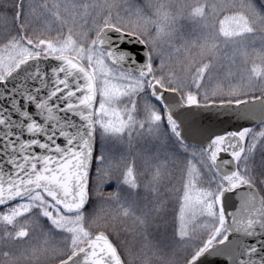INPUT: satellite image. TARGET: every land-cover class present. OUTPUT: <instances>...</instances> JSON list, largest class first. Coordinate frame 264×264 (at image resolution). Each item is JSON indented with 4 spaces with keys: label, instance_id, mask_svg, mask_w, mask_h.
Listing matches in <instances>:
<instances>
[{
    "label": "snow or ice",
    "instance_id": "1",
    "mask_svg": "<svg viewBox=\"0 0 264 264\" xmlns=\"http://www.w3.org/2000/svg\"><path fill=\"white\" fill-rule=\"evenodd\" d=\"M207 256L264 264V0H0V264Z\"/></svg>",
    "mask_w": 264,
    "mask_h": 264
},
{
    "label": "water",
    "instance_id": "2",
    "mask_svg": "<svg viewBox=\"0 0 264 264\" xmlns=\"http://www.w3.org/2000/svg\"><path fill=\"white\" fill-rule=\"evenodd\" d=\"M123 47L129 48L133 51L140 50V45H138L135 40H124ZM181 115L186 120L201 123L209 134H219L223 131L239 130V128L253 123V121L244 120L240 116L234 114V109L206 107L204 106V103H200V106H191ZM202 264H220V262L211 256H207L202 259Z\"/></svg>",
    "mask_w": 264,
    "mask_h": 264
},
{
    "label": "rangeland",
    "instance_id": "3",
    "mask_svg": "<svg viewBox=\"0 0 264 264\" xmlns=\"http://www.w3.org/2000/svg\"><path fill=\"white\" fill-rule=\"evenodd\" d=\"M158 62H159V61H157V63H158ZM208 87H211V86H208ZM257 95H259V93H257ZM201 103H204L203 99H201ZM98 148H99V145L97 144V145L95 146L96 154H97V155H99ZM96 167H97L96 164H93V165H92V171H91V173H92V179H93V180H95V169H96ZM114 190H115V182H114V181L112 182V185H111V186H105V187L103 188V191H104L105 193H107V192H111V191H114ZM177 210H178V206H177Z\"/></svg>",
    "mask_w": 264,
    "mask_h": 264
},
{
    "label": "trees",
    "instance_id": "4",
    "mask_svg": "<svg viewBox=\"0 0 264 264\" xmlns=\"http://www.w3.org/2000/svg\"><path fill=\"white\" fill-rule=\"evenodd\" d=\"M168 207H169V209H172V208L174 207V205L169 204ZM176 207H177V206H176ZM169 219H171V215L169 216Z\"/></svg>",
    "mask_w": 264,
    "mask_h": 264
}]
</instances>
